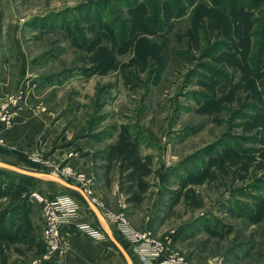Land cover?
<instances>
[{"label": "rangeland", "instance_id": "rangeland-1", "mask_svg": "<svg viewBox=\"0 0 264 264\" xmlns=\"http://www.w3.org/2000/svg\"><path fill=\"white\" fill-rule=\"evenodd\" d=\"M0 59V129L21 106L43 119L15 164L0 136L1 163L186 264H264V1L0 0ZM33 193L86 205L2 169L0 264L58 254Z\"/></svg>", "mask_w": 264, "mask_h": 264}, {"label": "crops", "instance_id": "crops-1", "mask_svg": "<svg viewBox=\"0 0 264 264\" xmlns=\"http://www.w3.org/2000/svg\"><path fill=\"white\" fill-rule=\"evenodd\" d=\"M6 63L0 59V67L4 66ZM5 69L0 68V75L4 74ZM3 82L0 81V89H2ZM3 99L0 96V106L2 105ZM25 106H21L16 112L14 117V123L11 128L6 130L0 129V136L4 140V145L6 148L22 153L24 156L30 154L37 149L35 145L38 144L41 138L42 129L39 123L42 124V115L40 113L34 115L25 110ZM33 113H36L35 111ZM37 139V140H36ZM35 149V150H34ZM34 150V151H33ZM56 152L52 154L54 156ZM3 156L7 162H12L13 164L18 161V156L13 153H3ZM81 168L83 172L86 171L88 166L82 167L78 164L75 159L69 161L68 167ZM79 169V170H81ZM86 169V170H85ZM77 171V170H76ZM74 191V190H72ZM79 197L86 203V205L75 198L72 195L61 193L60 196L69 197L74 200L78 205L77 219L70 225H65L62 227V234L68 241V247L62 252V254H54L50 259V264H122L123 257L125 263L127 261L123 254L118 250L115 244L112 242L111 237L114 241L119 244L124 250L125 248L121 245L128 246V240L126 237L120 235L114 224L108 222L104 216L105 212L98 209L99 213L102 215L103 220H100L94 211L89 206L88 202L77 192ZM42 210V209H41ZM43 221V218H42ZM87 226L93 232L96 233V237H93L80 230L79 226ZM98 235L100 237H98ZM111 236V237H110ZM126 251V250H125ZM132 264H147L137 252L136 248L129 247L126 251Z\"/></svg>", "mask_w": 264, "mask_h": 264}, {"label": "built area", "instance_id": "built-area-1", "mask_svg": "<svg viewBox=\"0 0 264 264\" xmlns=\"http://www.w3.org/2000/svg\"><path fill=\"white\" fill-rule=\"evenodd\" d=\"M10 104L14 106L16 104V99H10L8 104L0 108V123H3L6 127L10 125ZM0 144H2L1 139ZM83 191L87 194L86 190L83 189ZM32 197L33 200L41 206L44 235L49 246L53 251L62 254L65 248L68 247V241L66 235L64 236L62 234L61 229L65 225L72 224L77 219V203L71 198L65 196L55 197L53 200H47L42 195L33 193ZM91 202L97 206L92 200ZM104 216L108 222L116 226L117 231L125 236L129 243L137 246V252H139L142 259L147 264H152V262H159V264H186L183 258L177 255H166L165 244L154 239L149 231H133L122 214L111 215L110 213L105 212ZM79 228L82 232L96 237V233L87 226L81 225ZM98 237L100 236L98 235Z\"/></svg>", "mask_w": 264, "mask_h": 264}, {"label": "water", "instance_id": "water-1", "mask_svg": "<svg viewBox=\"0 0 264 264\" xmlns=\"http://www.w3.org/2000/svg\"><path fill=\"white\" fill-rule=\"evenodd\" d=\"M0 169L12 170V171H14L16 173H19V174L25 175V176H29V177H32L34 179H43V178L46 177L50 181L57 182L60 185L66 187V188H69L71 190L77 191L88 202L89 206L94 211V213L96 214V216L100 220H103V217L99 213L97 207L91 202L90 198L87 196V194L80 187H77V186H74V185H70L67 182L61 180L60 178H58L56 176H49V175H44V174H39V173H33V172H29V171L17 169L15 167H12L10 165H7V164L1 163V162H0ZM111 240L115 244V246L118 248V250L123 254V256L125 257V259L127 261V264H132V262L130 260V257L128 256V254L126 253V251L119 244H117L112 237H111Z\"/></svg>", "mask_w": 264, "mask_h": 264}, {"label": "trees", "instance_id": "trees-1", "mask_svg": "<svg viewBox=\"0 0 264 264\" xmlns=\"http://www.w3.org/2000/svg\"><path fill=\"white\" fill-rule=\"evenodd\" d=\"M262 1H264V0H262ZM2 151H4L5 153H13V154H15V155H17L18 157H22L23 155L22 154H20L19 152H17V151H13V150H9V149H5V148H2ZM0 171H2V169H0ZM4 171V170H3ZM25 176V175H24ZM26 177H29V176H26ZM29 178H32V177H29Z\"/></svg>", "mask_w": 264, "mask_h": 264}]
</instances>
